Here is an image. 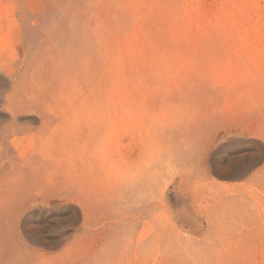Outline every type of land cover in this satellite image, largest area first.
<instances>
[{"label": "rangeland", "instance_id": "obj_1", "mask_svg": "<svg viewBox=\"0 0 264 264\" xmlns=\"http://www.w3.org/2000/svg\"><path fill=\"white\" fill-rule=\"evenodd\" d=\"M0 6L2 64L12 74L0 79V132L15 118L10 139L0 140V248L7 247L0 264H264V0ZM139 105L148 123L174 129L175 137L177 124H196L182 134L184 147L198 125H221L206 146L204 180L180 199L170 189L169 203L157 199L137 222L126 217L134 196L121 160L125 119ZM251 144L261 155L249 172H215L213 159L225 162ZM18 197L27 204L20 212ZM27 222L58 246L33 251L39 241Z\"/></svg>", "mask_w": 264, "mask_h": 264}, {"label": "bare ground", "instance_id": "obj_2", "mask_svg": "<svg viewBox=\"0 0 264 264\" xmlns=\"http://www.w3.org/2000/svg\"><path fill=\"white\" fill-rule=\"evenodd\" d=\"M4 6V5H3ZM12 6V5H11ZM1 7V6H0ZM4 8V7H3ZM2 8V9H3ZM8 8V7H7ZM12 8V7H11ZM11 10V9H10ZM2 11V10H0ZM3 12V11H2ZM5 12V11H4ZM13 12V11H12ZM2 14V13H1ZM3 17V15H2ZM11 18V17H9ZM8 25V24H7ZM5 25V26H7ZM11 26V25H10ZM13 26V25H12ZM2 29V28H1ZM5 39V38H4ZM6 40V39H5ZM4 40V41H5ZM3 41V40H2ZM8 43L5 41L4 44ZM10 50H13L10 48ZM11 52V51H10ZM0 52V79L3 76H11L12 74L10 73L9 69H7L2 63H3V58L5 56L1 54ZM8 53V51H7ZM44 55V54H41ZM13 56L16 57L15 54ZM9 59V58H8ZM13 57L11 56L12 60ZM144 70V69H143ZM147 71V70H146ZM142 72V71H141ZM140 74V73H139ZM145 74V73H144ZM148 75V74H147ZM150 76V75H149ZM147 78V76H146ZM151 78V77H150ZM129 79V78H128ZM149 80V78H148ZM153 81V80H152ZM147 82V80H146ZM151 82V81H149ZM155 83V82H154ZM150 84V83H149ZM148 84V85H149ZM153 85V84H152ZM129 86V85H128ZM174 86V85H173ZM175 88V87H172ZM134 90V88H133ZM169 91V90H168ZM165 92V91H163ZM156 93V92H155ZM154 93V94H155ZM159 92H157L158 95ZM162 93V92H160ZM249 93V92H248ZM251 93V92H250ZM136 94V93H135ZM153 94V96H154ZM163 94V93H162ZM139 95V94H138ZM137 95V96H138ZM251 96V94H249ZM21 99V98H20ZM18 99V101L20 100ZM160 99V98H159ZM150 101V100H149ZM26 103V102H25ZM162 103V102H161ZM170 103V102H169ZM168 103V104H169ZM263 103V102H262ZM22 104V103H21ZM164 104V103H163ZM167 104V103H166ZM175 104V103H174ZM18 105V104H17ZM20 105V104H19ZM150 105V103H149ZM178 105V103H177ZM176 105V106H177ZM238 105V104H237ZM263 105V104H262ZM47 105H45L46 107ZM140 106V107H139ZM133 107V109L128 113L126 116V121H127V127L124 131V144H123V157L121 160V169L124 174V180L126 181V186L128 187V190L134 196L133 202L131 204H128L127 211H126V217L129 219H132L134 221L139 222L142 220L144 215L149 213L151 209L157 208V199L161 201V203L166 206L169 203V197H168V191L170 189L173 192V197L175 199H180L179 196L185 195V193L188 191L190 186L193 183L201 181L203 178L200 176V171L203 168L206 155H207V144L211 142L213 138H211V132H216L218 134L219 126L221 125L220 122H214L210 125H207L205 127L198 125V130H193V134H191V145L190 146H182L183 143H187V140H183L181 137L183 134V137L187 134V130H191L193 128H196V124H185V123H180L177 124L178 127H175L177 129V136L175 137L173 130L171 129V125L169 124L168 126H171L170 130H165L163 127L157 126L155 124H150L147 122V116L142 112L143 109L145 108L142 107L141 105ZM156 106V104H155ZM158 106V105H157ZM162 106V105H161ZM6 107V106H5ZM17 107V106H16ZM26 107V106H25ZM30 107V106H29ZM148 107V106H147ZM159 107V106H158ZM165 107V106H164ZM187 107V106H186ZM7 108V107H6ZM21 108V107H17ZM31 108V107H30ZM29 108V109H30ZM53 108V107H52ZM143 108V109H142ZM170 108V107H168ZM176 108V107H175ZM174 108V109H175ZM180 108V107H179ZM184 108V107H183ZM27 109V108H26ZM48 109V108H47ZM51 108H49L50 110ZM65 109V108H63ZM157 109V108H156ZM178 109V108H177ZM190 109V108H189ZM188 109V110H189ZM7 110V109H6ZM10 110V109H9ZM52 110V109H51ZM60 109L59 111H61ZM147 110V109H146ZM151 110L153 111V108L151 107ZM173 110V109H172ZM11 111V110H10ZM17 111V110H14ZM24 111V110H23ZM28 111V110H27ZM58 111V112H59ZM182 111V110H181ZM13 112V111H12ZM71 112V111H70ZM147 112V111H146ZM156 112V111H155ZM172 112V111H171ZM183 112V111H182ZM63 113V112H62ZM170 113V112H169ZM174 113V111L172 112ZM16 114V113H15ZM147 114V113H146ZM177 114V110L176 113ZM174 114V115H175ZM188 114V113H187ZM186 114V115H187ZM13 115V114H12ZM60 115V114H59ZM150 115V114H148ZM189 115V114H188ZM187 115V116H188ZM61 116V115H60ZM173 117V115H171ZM179 116V114H178ZM177 116V117H178ZM171 117V118H172ZM190 117V115H189ZM62 118V116L60 117ZM58 118L60 121L61 119ZM170 118V120H171ZM65 119V118H64ZM167 119V118H166ZM165 118L162 120H166ZM169 119V118H168ZM187 119V118H186ZM190 120V118H188ZM15 118H13L12 121H9L6 127H4V130L0 132V140H3L6 142V140L9 138V136L13 133L12 129V122H14ZM58 120V121H59ZM73 120V119H72ZM154 120V119H153ZM59 121V122H60ZM125 121V122H126ZM155 121V120H154ZM168 121V120H167ZM165 121V122H167ZM177 121V119L175 120ZM187 120H185L186 122ZM215 121V119H214ZM63 122V121H61ZM156 122V121H155ZM174 122V121H173ZM182 122V121H181ZM66 123V122H65ZM68 123V122H67ZM66 123V124H67ZM159 123V122H158ZM169 123V122H168ZM171 123V121H170ZM162 124V122H161ZM160 124V125H161ZM164 124V122H163ZM166 124V123H165ZM175 124V125H176ZM55 125V124H54ZM53 125V126H54ZM164 126V125H161ZM76 127V126H75ZM79 127V126H78ZM53 128V127H52ZM70 128V127H69ZM173 128V127H172ZM58 129V128H57ZM59 130V129H58ZM48 131V130H47ZM76 132V130L74 131ZM80 132V131H79ZM90 132V131H89ZM82 133V132H81ZM42 134V133H41ZM40 134V135H41ZM72 134V133H71ZM85 134V133H84ZM56 135V134H54ZM59 135V134H58ZM79 135V133H78ZM22 136V135H21ZM44 136V134L42 135ZM75 136V135H74ZM16 137V135H15ZM53 137V136H52ZM56 137V136H54ZM53 137V138H54ZM105 137V136H103ZM41 137H39V140ZM57 138V137H56ZM76 138L78 139L77 135ZM75 138V140H76ZM10 139V138H9ZM84 139V138H83ZM82 139V140H83ZM104 139V138H103ZM28 140V139H27ZM121 140V139H120ZM38 141V140H37ZM42 141V140H41ZM46 141V140H45ZM72 141V138H71ZM70 141V142H71ZM102 141V140H101ZM123 141V140H122ZM24 142V141H23ZM73 142V141H72ZM239 142V141H238ZM236 142L235 144H227L224 146V148H228L229 145H232V148L236 147ZM242 142V141H241ZM35 143V142H34ZM40 143V141L38 142ZM37 143V144H38ZM55 143V142H54ZM67 143V142H66ZM81 143V142H80ZM83 143V142H82ZM103 143V142H102ZM234 143V141L232 142ZM243 143V142H242ZM12 144V143H11ZM46 144V143H45ZM34 145V144H33ZM41 145V144H40ZM56 145V144H55ZM73 145V144H72ZM81 145V144H80ZM85 145V144H84ZM188 145V143H187ZM250 151H246L244 147L240 148L239 152L235 154V156H231V158H228L225 162H222L220 158L218 159H213L214 165H215V170L217 171L218 174L220 175H225L229 177H241L245 175L247 172L250 171L252 165H253V160L254 158H259L258 156L261 155L260 148L255 147L253 144H251ZM16 146V145H15ZM36 146V144H35ZM42 146V145H41ZM40 146V147H41ZM78 146V144L76 145ZM98 146V145H97ZM14 147V146H13ZM24 147V146H23ZM27 147V146H26ZM71 147V146H70ZM111 147V146H110ZM239 147V146H238ZM259 147V146H258ZM37 148V147H36ZM45 148V147H44ZM72 148V147H71ZM97 148V147H96ZM223 148V149H224ZM28 149V148H27ZM73 149V148H72ZM82 149V146H81ZM20 150V149H19ZM57 151V150H55ZM88 151V150H87ZM86 151V152H87ZM17 152V151H16ZM58 152V151H57ZM89 153V152H88ZM87 153V154H88ZM96 153V151H95ZM38 154V153H37ZM52 154V152H51ZM97 154V153H96ZM115 154V152H114ZM28 155V154H27ZM57 155V153H56ZM90 155V154H89ZM95 155V154H94ZM39 156V154H38ZM55 156V155H54ZM61 156V155H60ZM86 156V155H85ZM62 157V156H61ZM90 157V156H88ZM95 157V156H94ZM100 157V156H99ZM21 158V157H20ZM34 158V157H33ZM32 158V159H33ZM58 158V157H57ZM56 158V159H57ZM63 158V157H62ZM31 159V160H32ZM91 159V158H90ZM96 159V158H94ZM54 160V159H53ZM92 160V159H91ZM100 160V158H99ZM30 161V159H29ZM41 161V160H40ZM46 161L49 162V159H46ZM62 162V160H59ZM65 161V160H64ZM63 161V162H64ZM86 161V158H85ZM93 161V160H92ZM33 162V160L31 161ZM97 162V161H93ZM99 162V161H98ZM97 162V163H98ZM44 163V162H43ZM50 163V162H49ZM52 163V162H51ZM55 163V162H53ZM78 164L77 162H75ZM84 163V162H83ZM40 162L38 163V165ZM48 164V163H46ZM57 163H55L56 165ZM94 164V163H93ZM101 164V163H100ZM27 165V163H26ZM36 165V163L34 164ZM42 165V164H41ZM79 165V164H78ZM29 166V164H28ZM59 166H61L59 164ZM77 166V165H76ZM82 166V165H81ZM86 166V165H84ZM98 166V165H97ZM96 166V167H97ZM30 167V166H29ZM63 168V166H61ZM264 167V164H263ZM39 168V167H38ZM58 168V167H57ZM95 168V166H94ZM16 169V167H15ZM31 169V167H30ZM34 169V168H33ZM36 169V168H35ZM34 169V170H35ZM64 169V168H63ZM83 169V168H82ZM97 169V168H96ZM33 170V171H34ZM52 170V169H51ZM81 170V169H80ZM80 170H77V172ZM93 170V168H92ZM18 171V169H17ZM48 171V168H47ZM50 171V170H49ZM90 171V169H89ZM88 171V172H89ZM53 172V171H52ZM61 172V171H60ZM83 172V170H82ZM17 173V172H16ZM47 173V172H46ZM39 174V173H38ZM37 174V175H38ZM76 174V173H75ZM84 174V173H83ZM99 174V172H98ZM103 174V173H102ZM15 175V174H14ZM19 175V174H17ZM52 175V174H51ZM49 175V176H51ZM79 175V174H78ZM20 176V175H19ZM18 176V177H19ZM77 176V174H76ZM101 176V175H100ZM33 177V176H32ZM52 177V176H51ZM38 178V176H37ZM47 178V177H46ZM64 178V175H63ZM84 178V177H83ZM98 178V176H97ZM102 178V177H101ZM111 178V177H109ZM114 178V176L112 177ZM111 178V179H112ZM215 178V177H214ZM9 179V177H8ZM13 179V175H12ZM10 179V180H12ZM35 179V178H34ZM49 179V177H48ZM62 179V178H61ZM87 177H85V180ZM104 179V176H103ZM115 179V178H114ZM213 179V178H212ZM20 180V178H19ZM39 180V178H38ZM46 180V179H45ZM64 180V179H62ZM82 180V179H81ZM98 180V179H97ZM100 180V179H99ZM107 181H109L106 178ZM118 180V179H117ZM121 180V179H120ZM204 180V179H203ZM208 180V179H207ZM22 181V180H21ZM20 181V182H21ZM28 181V180H27ZM40 181V180H39ZM37 181V182H39ZM51 181V179H50ZM103 181V180H102ZM123 181V180H122ZM124 181V182H125ZM14 182V181H12ZM24 182V180H23ZM43 182V181H42ZM45 182V181H44ZM43 182V183H44ZM63 182V181H61ZM66 182V180H65ZM75 182V181H74ZM78 182V181H77ZM111 182V181H110ZM120 182V181H119ZM16 183V181H15ZM26 183V182H25ZM48 183V182H47ZM71 183V182H70ZM76 183V182H75ZM87 184V182H85ZM90 183V181H89ZM88 183V184H89ZM106 183V181H105ZM121 183V182H120ZM209 183V182H208ZM248 183V182H247ZM41 184V182H40ZM52 184V182H51ZM64 184V182H63ZM62 184V185H63ZM79 184V183H78ZM81 184V183H80ZM79 184V185H80ZM83 184V182H82ZM87 184V185H88ZM251 184V183H250ZM12 185V184H10ZM9 185V186H10ZM17 185V184H16ZM21 185V184H20ZM37 185V183H36ZM53 185V184H52ZM51 185V186H52ZM61 185V186H62ZM65 185V184H64ZM75 185V184H74ZM108 185V183H106ZM118 185V184H117ZM41 186V185H40ZM47 186V184H46ZM50 186V187H51ZM68 186V185H67ZM89 186V185H88ZM91 186V185H90ZM111 186V185H109ZM121 186V184H120ZM195 186V185H194ZM42 187V186H41ZM83 187V186H82ZM87 187V186H86ZM92 187V186H91ZM107 187V186H106ZM125 187V184H124ZM63 188V187H61ZM156 188L155 191L158 193V197H155L154 195V189ZM11 189V187H10ZM67 189V188H66ZM77 189V188H75ZM80 189V188H79ZM43 190V189H42ZM41 190V191H42ZM51 190L49 189V192ZM79 191V190H78ZM105 191H107L105 189ZM29 193V191H28ZM27 193V194H28ZM32 193V192H31ZM9 194V193H8ZM16 194V193H15ZM34 194V193H33ZM18 195V194H17ZM22 195V194H21ZM26 195V194H25ZM31 195V194H30ZM40 195V194H39ZM23 197H27L22 195ZM66 197L65 195H63ZM16 198V195L14 196V199ZM21 197H18L20 199ZM37 199V198H35ZM33 201V200H32ZM16 203V201H15ZM24 200L20 199L17 201L15 207L18 212H20V209H22L25 206ZM34 204V203H33ZM40 204V203H39ZM60 203L58 202H53L52 207L55 208L57 205ZM27 205V204H26ZM132 206V209L130 208ZM25 208V207H24ZM65 209L63 210V212ZM73 214H77L76 212H71ZM5 214V213H4ZM125 215V214H124ZM72 216V215H70ZM2 219V218H1ZM7 224V223H6ZM5 224V226H6ZM142 226V225H141ZM24 227L28 229V231L33 232L34 236L33 238L37 239L39 242L33 244L34 246L32 249L35 251L37 254H45L49 252L52 249H55L59 242L56 240V238L52 236H47L46 234H42V228L40 230H37L33 225L31 226L30 222L24 223ZM144 227V225H143ZM142 227V228H143ZM5 229V227H2ZM2 230V229H1ZM6 231V230H5ZM98 234V233H97ZM78 236V235H77ZM20 237V236H19ZM80 237V236H79ZM28 242V241H27ZM69 245V244H68ZM71 245V244H70ZM126 245V244H124ZM19 246V244H18ZM67 247V245H66ZM7 247L0 248V251L6 250ZM73 248V247H72ZM124 250V248H123ZM64 253V250H62ZM125 251V250H124ZM136 253V252H135ZM134 256V255H133Z\"/></svg>", "mask_w": 264, "mask_h": 264}, {"label": "water", "instance_id": "obj_3", "mask_svg": "<svg viewBox=\"0 0 264 264\" xmlns=\"http://www.w3.org/2000/svg\"><path fill=\"white\" fill-rule=\"evenodd\" d=\"M215 166V165H214ZM215 172L217 173V171L215 170Z\"/></svg>", "mask_w": 264, "mask_h": 264}]
</instances>
